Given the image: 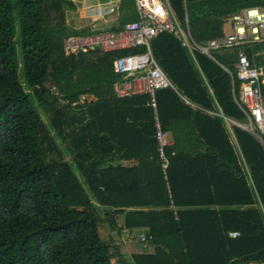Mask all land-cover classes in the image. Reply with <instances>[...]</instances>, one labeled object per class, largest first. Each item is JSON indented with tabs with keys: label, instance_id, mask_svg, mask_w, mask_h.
I'll use <instances>...</instances> for the list:
<instances>
[{
	"label": "trees",
	"instance_id": "1",
	"mask_svg": "<svg viewBox=\"0 0 264 264\" xmlns=\"http://www.w3.org/2000/svg\"><path fill=\"white\" fill-rule=\"evenodd\" d=\"M169 2L201 47L224 38L234 14L264 10V0ZM134 3L124 0L121 24L109 31L137 21L127 19ZM74 8L73 0H0V264H113L103 222L121 235L138 231L137 242L142 232L153 238L148 251L119 253L116 264H264V136L237 125L246 117L231 78L206 56L193 59L175 35L151 44L176 88L156 93L171 143L164 163L150 95L115 92L124 78L114 60L144 50L67 56L66 39L94 33L68 24ZM16 31L33 99L18 74ZM245 52L264 80V44ZM59 62L65 68L51 71Z\"/></svg>",
	"mask_w": 264,
	"mask_h": 264
},
{
	"label": "built area",
	"instance_id": "2",
	"mask_svg": "<svg viewBox=\"0 0 264 264\" xmlns=\"http://www.w3.org/2000/svg\"><path fill=\"white\" fill-rule=\"evenodd\" d=\"M136 6L139 14L137 21L127 23L122 30L116 32L96 31L90 35L71 36L65 40L64 50L67 56H77L96 49L111 53L133 49L144 50L143 53L114 60V72L124 78V82L115 85V92L119 97L131 94L150 95V106L155 113V138L160 160L165 163L164 148L171 143L169 134L162 130L158 120L156 93L166 89L176 90L164 75L151 51V44L164 33L175 35L193 59L196 53H200L222 68L232 80L234 102L246 117L245 124H236L261 140L256 131L264 136V98L260 87L264 84L263 70L252 63L245 52L248 47L264 44V23L251 16L253 10L259 12L260 9L249 8L234 14L231 17L233 32L201 47L193 39L188 27V19L185 29L169 0H136ZM216 53L238 54L239 61L229 68L215 58ZM165 168L166 166L163 165L162 169ZM230 236L237 238L239 233L234 232ZM137 239L144 246L153 240L146 232L138 234Z\"/></svg>",
	"mask_w": 264,
	"mask_h": 264
},
{
	"label": "crops",
	"instance_id": "3",
	"mask_svg": "<svg viewBox=\"0 0 264 264\" xmlns=\"http://www.w3.org/2000/svg\"><path fill=\"white\" fill-rule=\"evenodd\" d=\"M135 3L130 7L126 8L129 16L127 19H139L138 9ZM75 8L68 11V24L75 30H90L92 33L96 31H109L117 28L121 24L122 19V8L124 6V0H73ZM126 21V18L124 19ZM128 22H131L128 20ZM225 32V30H224ZM225 35H229L226 34ZM71 59V58H70ZM77 58H73L71 66L76 65ZM66 62H68L66 60ZM59 64H61L59 62ZM52 65V64H51ZM54 65H58L55 63ZM62 70L59 67H54V70ZM93 97H84L83 101L88 100L92 101ZM234 123V122H233ZM235 124V123H234ZM137 164L132 163H123L116 162L115 167H131L136 166ZM122 235H125L123 232ZM148 251V250H147ZM142 252V251H141ZM122 254L123 251L121 252ZM140 253V252H137ZM135 253H131V257Z\"/></svg>",
	"mask_w": 264,
	"mask_h": 264
},
{
	"label": "rangeland",
	"instance_id": "4",
	"mask_svg": "<svg viewBox=\"0 0 264 264\" xmlns=\"http://www.w3.org/2000/svg\"><path fill=\"white\" fill-rule=\"evenodd\" d=\"M260 13H263L264 10H260ZM225 33L226 34H231L233 32V25H232V20L229 19L226 24H225ZM16 39H15V43H16V47H17V64H18V74L20 77V80L23 84V87L25 89L26 92H28L32 99H33V95H32V90L28 87L25 78H24V69L22 66V48H21V44H20V40H19V33L18 31H16ZM263 48H259L258 51L262 50ZM264 54V53H261ZM59 67L61 69L65 68V65L63 63L58 64V65H51L50 69L54 70V67ZM232 68V67H231ZM35 108L39 110V107L37 104H34ZM46 120V119H45ZM232 124H234L233 122H229V126H231ZM66 159L67 161H71V158L69 156L66 155ZM138 231H136V233L134 232L133 237L132 235L127 236V234L125 233V235H121L116 233L115 231L111 230L108 226V224L106 222L101 223V237L103 238L104 241L108 242L111 245L112 248V252L115 256V259L113 260V264H116L117 260L119 259L117 256L119 253H121L123 251V253H126V256L129 257V255L131 253H137V252H143V251H147L148 247H145L144 245H140L137 240L135 239V235H137ZM147 246V245H146Z\"/></svg>",
	"mask_w": 264,
	"mask_h": 264
},
{
	"label": "water",
	"instance_id": "5",
	"mask_svg": "<svg viewBox=\"0 0 264 264\" xmlns=\"http://www.w3.org/2000/svg\"><path fill=\"white\" fill-rule=\"evenodd\" d=\"M222 59H223L226 63H228L229 65H235V64H237L238 61H239V55H238V54H228V55H223ZM259 141H260L261 143H263L262 140L259 139Z\"/></svg>",
	"mask_w": 264,
	"mask_h": 264
},
{
	"label": "bare ground",
	"instance_id": "6",
	"mask_svg": "<svg viewBox=\"0 0 264 264\" xmlns=\"http://www.w3.org/2000/svg\"><path fill=\"white\" fill-rule=\"evenodd\" d=\"M251 16H252L255 20L264 23V14H261V13H259L258 11L253 10Z\"/></svg>",
	"mask_w": 264,
	"mask_h": 264
}]
</instances>
